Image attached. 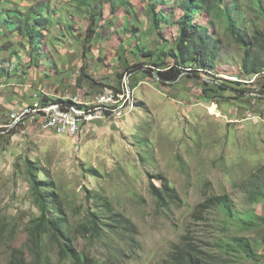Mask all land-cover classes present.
I'll list each match as a JSON object with an SVG mask.
<instances>
[{
	"label": "rangeland",
	"instance_id": "1",
	"mask_svg": "<svg viewBox=\"0 0 264 264\" xmlns=\"http://www.w3.org/2000/svg\"><path fill=\"white\" fill-rule=\"evenodd\" d=\"M47 1L55 23L39 30L42 44L33 51L20 21ZM129 3L131 15L104 3L93 33L81 0H0L1 12L20 17L0 19V264H35L29 229L42 210L34 180L85 262L181 264V250L195 246L208 262L264 264V200L252 203L243 191L264 168V73L242 71L244 49L223 23L211 29L203 13L197 21L209 22L221 41L222 66L210 74L186 65L167 81L159 74L174 60L166 55L160 66L145 54L169 52L181 12L166 6L171 22L159 30L146 1ZM253 4L239 0L240 26L262 29ZM64 23L72 29L64 32ZM44 96L75 102L95 118L74 136L43 131L38 117L16 120ZM219 195L232 199L236 218L254 213L256 224L243 226L219 209L197 219L198 205ZM107 203L113 212L103 217ZM99 215L106 225L95 233L89 227ZM240 239L256 259L236 251ZM40 242L41 264H72L49 224Z\"/></svg>",
	"mask_w": 264,
	"mask_h": 264
},
{
	"label": "trees",
	"instance_id": "2",
	"mask_svg": "<svg viewBox=\"0 0 264 264\" xmlns=\"http://www.w3.org/2000/svg\"><path fill=\"white\" fill-rule=\"evenodd\" d=\"M90 10L89 14L91 16V28L90 31L95 32L98 26V19L100 16H103L104 3L109 2L113 8V11H116L120 7H124L126 14L131 15V4L129 0H81ZM147 2V10L150 14L151 25L161 30L165 25H168L171 22V15L165 9L166 6H172V9L179 10L181 16L177 20L178 24V34L175 39L174 45L170 46L169 52L165 49H162L158 53L155 51L147 52L146 56L152 58L153 62L156 65H162L164 57L168 55L174 60L176 66L168 71L162 72L165 75L164 79L167 81H175L184 71L183 67L186 65H191L198 70L197 72L212 73L217 65H221L219 57L222 53L221 41L215 37L210 31V27L206 23L201 24L197 21V16L203 13L211 17V29H215V21L223 23L226 27V30L234 41L239 44L244 49V55L242 58L241 70L244 71L250 77H257L264 73V27L249 28L241 27L239 21V0H144ZM254 6L258 7L257 17L264 20V6L262 0H254ZM101 7L97 14H93L94 11ZM103 7V8H102ZM50 9L49 1L44 4L40 2L38 5V10H30L25 14L24 24L20 21L21 27L19 31L22 33V36L28 37L31 43V50L37 51L41 47V41L39 35V30L42 27L48 25H53L54 18L49 16L48 10ZM46 11V12H45ZM1 12V11H0ZM45 12V14H44ZM172 13L173 10H172ZM10 13L1 12L0 19H4L6 23L14 24L12 20L14 18L18 19L19 16L10 18ZM56 15H59L57 13ZM9 16V17H8ZM20 18V17H19ZM11 20V22H10ZM16 21V20H15ZM59 21V20H57ZM16 25V24H15ZM216 26V25H215ZM63 31L72 29L70 24H63ZM139 28L135 27L134 30L139 31ZM260 29V30H259ZM13 31V30H12ZM160 34V33H159ZM138 37V35H136ZM163 54V57L162 55ZM34 62L37 61V58H32ZM160 61V62H155ZM161 63V64H160ZM39 101L43 104L49 102H58V103H67L61 100H54L44 96ZM72 103V102H71ZM32 185L33 195L35 200L38 202L41 210L42 216L40 217L38 223L29 229L31 241L37 242V258L35 264H41V242L40 239L44 234L46 224H49L50 229L54 232V240L58 245L59 252L66 258H69L72 261V264H93L89 259L85 262L82 259L80 253L74 247V240L71 236L70 229L64 226V219L60 216L59 211L56 206H53L52 209L56 211V216L51 218L49 216L50 202L46 200L45 195L41 192L40 185L34 180ZM169 191L175 193V196H169L170 198L177 197L175 190L168 188ZM243 191L247 194L248 198L252 203L264 200V168L261 173L255 178V181L251 185L245 186ZM160 195V194H159ZM214 209H219L221 212L226 214L231 219H237L240 221L243 226L251 227L256 224L258 217L254 213H246L245 217L247 219L241 220L240 216L235 217L236 210L234 202L228 195H219L212 196L207 198L203 203L199 204L195 212V217L200 219L204 214L212 211ZM113 212L111 204H105L101 207L100 215L109 216ZM99 215V216H100ZM94 216L93 222L94 226L89 227L95 233L98 232L100 224H103V219L101 216ZM106 216V217H107ZM264 221V220H263ZM84 229L87 231L86 226ZM238 241V250L241 253H244L247 258L256 259V253L253 251L252 246L249 243H242L241 239ZM194 246L190 249L183 248L181 250V257L177 260L181 264H219L208 262L198 256L200 252ZM12 264V263H11Z\"/></svg>",
	"mask_w": 264,
	"mask_h": 264
},
{
	"label": "built area",
	"instance_id": "3",
	"mask_svg": "<svg viewBox=\"0 0 264 264\" xmlns=\"http://www.w3.org/2000/svg\"><path fill=\"white\" fill-rule=\"evenodd\" d=\"M65 104L68 103L49 102L43 104L37 100L26 106L22 114L14 117L16 120L25 117H38L39 125L43 131L74 136L79 133L83 123L95 118L96 112L90 109L82 111L75 102H72V105L75 106Z\"/></svg>",
	"mask_w": 264,
	"mask_h": 264
}]
</instances>
